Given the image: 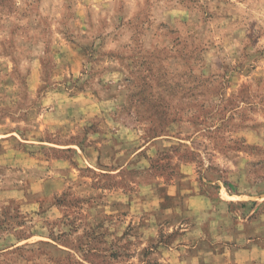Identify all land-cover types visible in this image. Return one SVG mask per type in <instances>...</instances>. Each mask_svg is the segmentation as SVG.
<instances>
[{
    "label": "rangeland",
    "instance_id": "obj_1",
    "mask_svg": "<svg viewBox=\"0 0 264 264\" xmlns=\"http://www.w3.org/2000/svg\"><path fill=\"white\" fill-rule=\"evenodd\" d=\"M197 183L264 215V0H0V264H228Z\"/></svg>",
    "mask_w": 264,
    "mask_h": 264
},
{
    "label": "crops",
    "instance_id": "obj_2",
    "mask_svg": "<svg viewBox=\"0 0 264 264\" xmlns=\"http://www.w3.org/2000/svg\"><path fill=\"white\" fill-rule=\"evenodd\" d=\"M178 185L179 187H175L176 189L174 186H169L170 191L163 199L165 216H162L160 220L166 217L165 220L176 218L180 222L191 221L192 229H184L185 235H183L187 237H184L185 241H192V245H196L195 240L198 237H208L210 242L216 245V250L214 248L205 253L216 257V259L226 257L227 263L230 262L228 264L264 263V223H260L261 219L264 220L263 214L258 215V219L250 216L246 218L240 215L235 216L230 212L215 215L214 211H217L218 206L213 207L210 198L201 193L200 183L194 185V188L189 190L190 192L182 189L180 184ZM205 203L211 205L210 209L207 208L206 211L202 206L204 204L206 207ZM214 216L220 217L222 220L226 219V224L222 226L216 223V228H210L208 221L211 225ZM220 242L226 244L225 251L218 252ZM178 247L177 249H180ZM191 248L189 257H191V252H194L197 257L199 253L197 246Z\"/></svg>",
    "mask_w": 264,
    "mask_h": 264
}]
</instances>
